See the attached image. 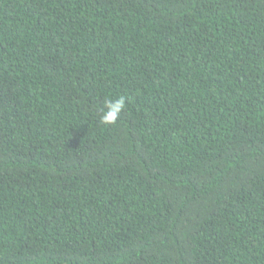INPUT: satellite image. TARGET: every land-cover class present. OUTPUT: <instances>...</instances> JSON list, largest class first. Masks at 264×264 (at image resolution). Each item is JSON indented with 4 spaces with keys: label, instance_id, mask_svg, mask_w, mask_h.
I'll list each match as a JSON object with an SVG mask.
<instances>
[{
    "label": "trees",
    "instance_id": "1",
    "mask_svg": "<svg viewBox=\"0 0 264 264\" xmlns=\"http://www.w3.org/2000/svg\"><path fill=\"white\" fill-rule=\"evenodd\" d=\"M0 264H264V0H0Z\"/></svg>",
    "mask_w": 264,
    "mask_h": 264
},
{
    "label": "clouds",
    "instance_id": "2",
    "mask_svg": "<svg viewBox=\"0 0 264 264\" xmlns=\"http://www.w3.org/2000/svg\"><path fill=\"white\" fill-rule=\"evenodd\" d=\"M126 108V100L123 96L116 100H106L101 109L100 123L109 126L115 125L121 112Z\"/></svg>",
    "mask_w": 264,
    "mask_h": 264
}]
</instances>
